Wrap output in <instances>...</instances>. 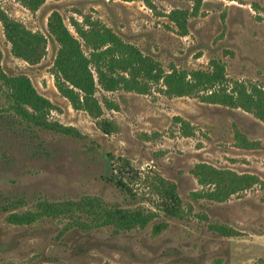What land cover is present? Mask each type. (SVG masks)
<instances>
[{"label": "rangeland", "instance_id": "1", "mask_svg": "<svg viewBox=\"0 0 264 264\" xmlns=\"http://www.w3.org/2000/svg\"><path fill=\"white\" fill-rule=\"evenodd\" d=\"M174 10L187 16L185 34L170 17ZM53 11L75 34L74 20L106 24L166 71L210 70L212 60H219L231 86L238 81L264 87V0H46L37 11L19 0H0L3 69L30 77L54 106L49 118L82 134L44 133L48 155L16 154L14 165L0 168V202L17 199L15 211H36L42 202L71 208L13 225L0 207V264H264V121L203 95L169 96L162 83H153L148 93L98 86L103 118L115 125L111 133L103 132L57 87L53 69L59 45L48 31ZM2 13L46 35L47 53L39 63L12 52ZM5 102L0 90V106ZM202 162L255 174L261 182L223 202L197 197L194 192L208 188L193 172ZM159 177L176 183L187 217L166 215L154 187ZM90 203L140 209L153 220L118 230L100 224ZM158 223L166 226L157 233ZM217 225L235 234L224 235Z\"/></svg>", "mask_w": 264, "mask_h": 264}, {"label": "trees", "instance_id": "2", "mask_svg": "<svg viewBox=\"0 0 264 264\" xmlns=\"http://www.w3.org/2000/svg\"><path fill=\"white\" fill-rule=\"evenodd\" d=\"M19 1L32 11H37L46 2ZM170 17L184 29L185 34L187 16L174 10ZM1 21L6 38L12 45V52L30 64L39 63L47 53L46 35L28 28L5 13H2ZM73 24L76 34L67 26L60 12L53 11L48 19V31L59 45L53 69L56 84L74 108L85 110L96 119L103 132L111 133L115 125L103 118V107L96 96L98 86L109 92L122 89L148 93L153 83H162L164 92L169 96L203 95L205 101L242 108L264 121V87L257 84L248 86L238 81L231 86L225 64L221 61L212 60L210 70L189 72L173 67L166 71L158 60L123 40L106 24L87 17L83 22L74 20ZM85 48L89 50L88 53ZM2 58L0 48V90L6 97L5 104L0 106V168L14 165L16 154L24 155L26 159L48 155V141L43 138L44 133L82 136L74 126L51 120L49 114L54 107L51 100L38 92L27 75L7 74L2 66ZM193 172L201 185L208 186L194 194L218 202L261 182L255 174L221 169L205 162L198 163ZM109 179L119 187H127L122 179ZM158 180L159 183L155 182L154 187L163 197L166 215L187 217L188 210L182 204L176 183L163 177ZM3 201L0 207L3 206L8 212L5 219L13 225H30L46 215L71 211L66 204L59 207L42 202L39 210L19 212L15 211L20 204L17 199L7 197ZM90 204L100 224L113 225L118 230L146 227L153 220L152 214L140 209L106 208L100 204ZM165 226L164 223L155 224L154 232L158 233ZM214 228L224 235L235 234L232 228L224 225Z\"/></svg>", "mask_w": 264, "mask_h": 264}]
</instances>
